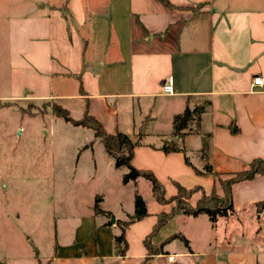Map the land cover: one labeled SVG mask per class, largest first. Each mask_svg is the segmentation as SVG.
<instances>
[{
  "label": "crops",
  "instance_id": "obj_1",
  "mask_svg": "<svg viewBox=\"0 0 264 264\" xmlns=\"http://www.w3.org/2000/svg\"><path fill=\"white\" fill-rule=\"evenodd\" d=\"M16 1L23 8L10 19V65L36 84L24 98L60 105L76 113L75 120L89 113L108 133L120 131L133 141L144 125L132 164L152 171L168 198L177 194V183L223 198L217 179L195 169L203 172L209 164L229 177L255 160L264 162V87L252 86L254 77H264V0H167L171 6L159 0ZM170 77L171 96L163 93ZM204 102L200 134L175 136V116ZM98 140L94 136L87 147L95 169L101 161L117 171ZM172 141L184 152L164 153V143ZM126 173L120 184L135 188L134 207L125 211L120 201L116 212L105 194L93 195L72 217V237L57 240L45 264H264V176L233 186L235 213L229 217L172 218L152 241L162 254L147 261L144 240L157 215L172 205L155 214L148 210L132 224L128 251L119 256L114 238L122 231L116 223L135 213L137 187L145 180L123 184ZM97 198L111 218L95 212ZM200 198L194 195L192 205Z\"/></svg>",
  "mask_w": 264,
  "mask_h": 264
},
{
  "label": "rangeland",
  "instance_id": "obj_2",
  "mask_svg": "<svg viewBox=\"0 0 264 264\" xmlns=\"http://www.w3.org/2000/svg\"><path fill=\"white\" fill-rule=\"evenodd\" d=\"M22 8L16 0H0V261L45 264L57 240L72 237V217L85 210L81 205L105 194L112 210L120 212L121 201L128 211L135 188L120 184L126 167L116 171L100 161L95 169L87 148L92 131L55 116L51 102L24 98L36 84L11 67L8 53L10 19ZM137 190L150 213L165 209L150 182L143 180Z\"/></svg>",
  "mask_w": 264,
  "mask_h": 264
},
{
  "label": "trees",
  "instance_id": "obj_3",
  "mask_svg": "<svg viewBox=\"0 0 264 264\" xmlns=\"http://www.w3.org/2000/svg\"><path fill=\"white\" fill-rule=\"evenodd\" d=\"M159 1L163 2L167 6H171L167 0ZM195 10H198V8ZM208 104L209 102H204L193 108L188 106L182 114L175 116L173 121L175 136L184 139L190 134H200L201 118ZM51 111L55 116L64 119L66 122L75 127H82L91 130L94 133L95 138L102 141L108 154L115 158L116 168L119 169L126 167L128 169V173L123 175V184L135 182L139 178H143L150 182L152 195L156 202L161 205H172L170 212H163L157 215L158 221L156 225L154 226L152 232L144 240V244L148 250L147 261L153 256L162 254V248H156L152 241L158 232L166 226L172 218L180 214L190 215L193 217L207 215L212 222H216L219 217H229L235 213L232 194L233 186L237 183L251 181L257 176H264V162L262 160L253 161L249 165L248 170L231 174L229 175V179L226 180L222 179L224 177L222 174L216 173L212 166L207 164L204 167L203 172L197 169H195V171L198 175L214 176L223 189V198H220L215 192L210 195H206L201 187L187 189L178 183L176 184L178 189L177 194L168 198L164 185L158 180L152 171L139 170L132 164L135 149L142 145V139L145 136L144 125L141 126L137 139L133 141L128 135L120 131H117L114 134L108 133L102 123L89 113H86L82 119L75 120L71 116L70 112L60 105L53 104ZM203 138L202 153L205 154L209 148V136L204 135ZM162 150L166 154L184 152V150L173 141L165 142ZM186 163L191 166L188 158H186ZM198 193H201V198L198 200L196 205H192L191 199ZM99 204L100 198H97L95 212L111 218L112 215L102 211ZM262 206H264V204ZM148 215L149 213L145 200L140 194H136L135 213L132 216H129L126 222L117 221L116 223L122 231L120 236L114 238L116 252L119 256L124 257L128 251V242L126 240L127 229L132 224L144 219ZM185 244L187 245L188 242L185 241ZM0 264L5 263L0 261Z\"/></svg>",
  "mask_w": 264,
  "mask_h": 264
},
{
  "label": "built area",
  "instance_id": "obj_4",
  "mask_svg": "<svg viewBox=\"0 0 264 264\" xmlns=\"http://www.w3.org/2000/svg\"><path fill=\"white\" fill-rule=\"evenodd\" d=\"M253 87H264V77H254L252 79ZM163 93L165 95H174L175 94V86L174 80L172 77L168 78L167 81L163 85Z\"/></svg>",
  "mask_w": 264,
  "mask_h": 264
},
{
  "label": "water",
  "instance_id": "obj_5",
  "mask_svg": "<svg viewBox=\"0 0 264 264\" xmlns=\"http://www.w3.org/2000/svg\"><path fill=\"white\" fill-rule=\"evenodd\" d=\"M112 221H113L114 223L116 222V220H115V219H113Z\"/></svg>",
  "mask_w": 264,
  "mask_h": 264
}]
</instances>
